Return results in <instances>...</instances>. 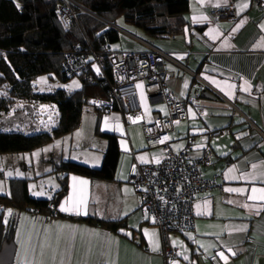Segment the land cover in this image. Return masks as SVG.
<instances>
[{
  "label": "crops",
  "instance_id": "crops-1",
  "mask_svg": "<svg viewBox=\"0 0 264 264\" xmlns=\"http://www.w3.org/2000/svg\"><path fill=\"white\" fill-rule=\"evenodd\" d=\"M259 2L264 3V0H190L189 27L185 32L152 43L172 54L203 80L191 78L170 62L169 67L165 64L169 85L178 94L199 93L197 108L188 105V119L171 134V147L180 151L192 139V156L198 157L210 145L214 150L213 163L202 170V175L219 184L198 195L194 203V230L169 236L170 244L180 250V257L169 264H264V201L249 199L252 195H262L259 191L253 194V188L264 189V28L261 27L264 25V9H260ZM231 5L236 10L237 21L213 16L215 9ZM142 50L141 45L139 51ZM73 81L64 83L59 89L68 91L66 87ZM204 82L218 93L212 92ZM74 85V91L81 88L79 81ZM205 90L217 98H209L204 94ZM144 95V84L140 83L142 123L132 122L118 110L99 111L94 117L101 133L118 137L121 155L114 181H92L70 174L68 192L55 211L66 216L123 221L125 226L113 231L67 217L12 210L8 219H14L16 224L13 264H166L162 257V236L141 211L140 199L131 183L138 165L157 164L162 156L160 150L146 148L143 127L158 114L156 110L163 112L164 109L151 108ZM19 101L21 104L32 102ZM55 104L60 108V103ZM14 111L10 108L6 111L7 123L0 131L36 133L30 119L16 125ZM81 127L47 146L64 145L70 139L71 150L73 137ZM219 130L226 131V134L218 139L210 137L211 132ZM106 141L102 149L104 155L108 148ZM35 151L29 155L34 157ZM89 151L93 153L94 150L89 148ZM54 153H50V159L56 158L66 165L63 156ZM40 158L41 170L24 179L35 181L41 176L54 174L53 170L44 169L49 159ZM86 164L98 168L102 162L99 165ZM26 167H29L27 163ZM54 175L57 177L56 186L50 197L31 196L52 199L62 187L59 177ZM73 177L77 180L74 181ZM80 180L87 181V185H80ZM28 188L30 192V183ZM230 188L245 191H227ZM81 195L87 199L86 215L60 210L69 197Z\"/></svg>",
  "mask_w": 264,
  "mask_h": 264
},
{
  "label": "trees",
  "instance_id": "trees-1",
  "mask_svg": "<svg viewBox=\"0 0 264 264\" xmlns=\"http://www.w3.org/2000/svg\"><path fill=\"white\" fill-rule=\"evenodd\" d=\"M74 1L81 8L72 6L77 22L65 30L58 14L61 0H0V88L7 86L13 98L19 100L61 104L59 123L49 131L34 134L0 131V155L30 153L73 133L81 126L85 109L91 108L88 100L109 97L111 69L107 66L106 74L102 75L91 56L107 57L117 52L112 46L120 41L121 32L110 24L118 26V20L122 19L141 32L143 37L140 38L150 43L182 35L189 27L190 0ZM68 54H75L80 60L88 59V70L69 75L64 67ZM48 74L55 75L62 83L77 78L81 88L73 92L64 89L45 93L36 91L34 81ZM98 124L96 134L108 140L102 165L98 168L78 162L63 165L53 158L55 168L52 173L60 175L62 187L52 199L32 197L28 179L10 181V194H0V250L5 241L11 242L15 238L16 224L12 218L6 219L7 209L67 217L113 231L125 226L123 221L110 222L97 217L82 218L55 212L68 192L70 174L92 181L111 182L115 179L121 155L118 137L101 133Z\"/></svg>",
  "mask_w": 264,
  "mask_h": 264
},
{
  "label": "built area",
  "instance_id": "built-area-1",
  "mask_svg": "<svg viewBox=\"0 0 264 264\" xmlns=\"http://www.w3.org/2000/svg\"><path fill=\"white\" fill-rule=\"evenodd\" d=\"M73 5L78 6L74 0H61L58 6L59 18L65 30H69L72 24L77 22ZM259 7L263 10L264 3L259 2ZM212 14L216 18H227L232 22L238 19L233 5L217 8ZM110 26L130 36L142 45L144 50L113 52L107 57L93 54L91 60L102 75L106 74L107 66L110 67L111 86L108 98H90L88 104L96 110L107 112L118 110L132 122L142 123L144 118L139 98V84L143 83L150 107L153 109L163 107V112L156 110L158 114L150 122L144 123L143 127L146 148L160 150L161 160L157 164L138 165L131 176V183L140 199L141 211L162 236V257L166 264H169L180 257V250L170 244L169 236L194 230V203L198 195L218 187L219 184L215 179H208L202 175V170L213 163L214 150L210 145H207L198 157L192 156L194 151L192 139H189L180 151L176 152L171 147V134L177 126L188 119L187 106L197 108L199 93L186 96L178 94L169 85L165 64L170 62L191 78L203 80L172 54L119 26L113 24ZM64 67L69 75H78L88 70V59L80 60L75 54H68ZM206 86L212 89V92L218 93L208 84ZM33 103L53 109L54 121L50 123L59 122L60 108L55 103L38 101ZM197 111L201 114L199 109ZM50 123L49 125H53ZM43 125L38 124L36 132L43 131ZM225 134L224 130L213 131L210 137L218 139Z\"/></svg>",
  "mask_w": 264,
  "mask_h": 264
},
{
  "label": "rangeland",
  "instance_id": "rangeland-1",
  "mask_svg": "<svg viewBox=\"0 0 264 264\" xmlns=\"http://www.w3.org/2000/svg\"><path fill=\"white\" fill-rule=\"evenodd\" d=\"M117 25L124 28L125 30L135 34L136 36L143 37L141 32H139L135 27L126 24L122 19L118 20ZM162 40H158L161 42ZM162 44V43H161ZM113 50L118 51H139L141 50V45L132 39L130 36L121 33L120 41L112 46ZM167 67L171 65L169 62L166 63ZM71 84H69L66 89L70 92L74 91V84H77L79 81L77 78L74 79ZM64 83L58 81V79L53 74H48L44 76H40L34 81V85L36 86V91L40 93L56 91L61 88V85ZM144 97H146L144 95ZM147 99V98H146ZM22 103L13 98V95L10 92V89L7 86L0 88V129L4 126L6 121V111L10 109L15 110L14 114H16L14 118V122L17 125V122H22L23 120H31V122L35 125L38 124L43 125L44 129H51L57 123H50L54 118L53 109L48 108L45 105H39L36 103ZM17 110L19 112H17ZM22 111V112H21ZM97 111L91 108H86L83 115V124L81 125L80 131L74 135V139L72 141V149H69L70 139H67L69 142L64 145H51L47 147L40 148L36 153H33L34 157L29 155L30 153H19V154H3L0 155V194L9 195L11 192L10 181L12 179L23 178L24 177H33L40 168V157L48 158L49 161L46 163L44 169L46 171L54 170V163L50 157V153H58L63 156V163L67 164L70 159H73V162H78L83 165L89 164H100L103 162L104 154L102 153V149L107 143V139L100 135H96V124H95V115H97ZM10 119V117H9ZM54 121V120H53ZM31 123V124H32ZM53 124V125H49ZM56 123V124H55ZM47 127V128H46ZM78 130V129H77ZM42 132V131H41ZM89 148H93V153H90ZM54 153V154H55ZM85 157V158H84ZM86 162V163H85ZM25 163L29 165V167L25 168ZM59 164L61 162H58ZM90 166V165H88ZM60 176V175H57ZM40 179V180H39ZM57 177L54 174H49L45 176H41L36 178L35 181H29L30 183V192L31 195L37 198H46L50 197L52 188L56 186ZM43 192L44 195H34L33 193ZM13 212L12 209L5 210L6 219L9 217V213Z\"/></svg>",
  "mask_w": 264,
  "mask_h": 264
},
{
  "label": "snow or ice",
  "instance_id": "snow-or-ice-1",
  "mask_svg": "<svg viewBox=\"0 0 264 264\" xmlns=\"http://www.w3.org/2000/svg\"><path fill=\"white\" fill-rule=\"evenodd\" d=\"M244 7H247V5H244ZM261 27L264 28V25H262ZM213 38L215 39V37H213ZM245 91H247V89H245ZM253 167H255V166H253ZM73 180L76 181L77 178L73 177ZM87 183L88 182L85 180L79 181L80 185H87ZM74 188H75V185H74ZM227 191L243 193L245 190L244 189H231L230 188V189H227ZM251 191L253 194H255L257 191H259L262 193V195L260 197H256L255 195H252L249 197V199H260V200L264 201V189L253 188ZM33 194L34 195H44L43 192L33 193ZM86 204H87V199L83 195H81L78 198L69 197V199L65 202V204L61 205L60 210L64 211V212H74L76 215H80V214L86 215L87 214ZM241 230H243V229H241ZM220 255L223 257V253H220Z\"/></svg>",
  "mask_w": 264,
  "mask_h": 264
},
{
  "label": "water",
  "instance_id": "water-1",
  "mask_svg": "<svg viewBox=\"0 0 264 264\" xmlns=\"http://www.w3.org/2000/svg\"><path fill=\"white\" fill-rule=\"evenodd\" d=\"M204 94H206L209 98L212 99L217 98L209 90H205ZM15 252H16L15 243L13 241L11 242L5 241L2 249L0 250V264H13Z\"/></svg>",
  "mask_w": 264,
  "mask_h": 264
}]
</instances>
